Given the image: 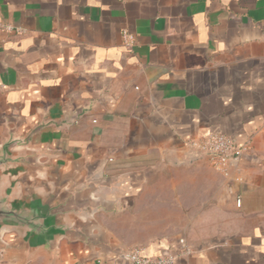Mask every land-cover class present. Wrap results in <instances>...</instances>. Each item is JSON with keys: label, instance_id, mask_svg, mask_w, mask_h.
<instances>
[{"label": "crops", "instance_id": "obj_1", "mask_svg": "<svg viewBox=\"0 0 264 264\" xmlns=\"http://www.w3.org/2000/svg\"><path fill=\"white\" fill-rule=\"evenodd\" d=\"M0 23V148L27 158L0 190L60 205L66 226L0 231V264H130L181 236L193 252L175 264H264V0H0ZM209 134L246 148L227 177L185 163ZM173 170L185 180L161 192L193 228L138 241L152 179Z\"/></svg>", "mask_w": 264, "mask_h": 264}, {"label": "water", "instance_id": "obj_2", "mask_svg": "<svg viewBox=\"0 0 264 264\" xmlns=\"http://www.w3.org/2000/svg\"><path fill=\"white\" fill-rule=\"evenodd\" d=\"M14 142H5L0 148V169L9 165L26 163V157L12 152ZM200 159V154L192 151L185 163H192ZM60 208L50 207L40 200H13L12 189L0 190V231L17 230L25 232L29 238L45 241L63 232L66 226L60 223L64 216Z\"/></svg>", "mask_w": 264, "mask_h": 264}, {"label": "built area", "instance_id": "obj_3", "mask_svg": "<svg viewBox=\"0 0 264 264\" xmlns=\"http://www.w3.org/2000/svg\"><path fill=\"white\" fill-rule=\"evenodd\" d=\"M0 30L13 32L14 28L0 23ZM123 45L126 49L133 46V37L124 32L122 34ZM187 147L200 154V159H205L207 163L224 177L230 173V169L238 164L241 156L246 152L245 147L234 145L229 136L222 134H209L192 139L187 142ZM237 205L240 201H237ZM179 250L168 252L165 255L148 257L142 254V247H133L131 250L121 255L122 259L130 264H175L178 258L192 254V247L185 238L178 239Z\"/></svg>", "mask_w": 264, "mask_h": 264}, {"label": "rangeland", "instance_id": "obj_4", "mask_svg": "<svg viewBox=\"0 0 264 264\" xmlns=\"http://www.w3.org/2000/svg\"><path fill=\"white\" fill-rule=\"evenodd\" d=\"M198 161V160H197ZM207 167H211L207 162H204ZM185 178L182 176V173L177 172L176 170L173 171H164L157 176H155L152 179L151 184L155 186L154 190H157V192H153L150 194L152 196V204L155 209L149 211L151 212V215H144V217L140 218L141 224L138 225L136 228L135 233H131V237H136L138 241H144L145 239H149L150 237H164L171 234L179 235V231L182 229H190L192 230L193 225L192 224H183L180 222V209H177L175 206L178 202H176L177 196L172 193H163L161 192V187L164 186H175L178 183H182ZM174 195V197H173ZM190 198L184 199L185 204H191L192 198L190 194ZM182 196V194H181ZM176 197V198H175ZM170 198H175L173 201H168ZM181 204L183 202V199H178ZM189 202V203H188ZM168 204V208L165 206ZM173 206V207H172ZM185 216L182 217V220L185 222H188L192 220L193 212L194 210L192 208L185 209ZM148 213V212H147ZM180 235L182 234V231L180 232ZM178 237V236H177ZM184 236H181V238ZM179 239V238H178ZM135 247H141V245L135 246Z\"/></svg>", "mask_w": 264, "mask_h": 264}]
</instances>
